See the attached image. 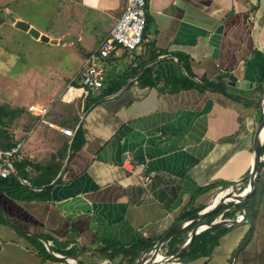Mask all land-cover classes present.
Masks as SVG:
<instances>
[{
    "label": "crops",
    "instance_id": "crops-1",
    "mask_svg": "<svg viewBox=\"0 0 264 264\" xmlns=\"http://www.w3.org/2000/svg\"><path fill=\"white\" fill-rule=\"evenodd\" d=\"M17 1L4 0V15L13 13ZM65 1L56 32L19 12L10 16L12 21L4 19L32 42L61 51L46 58L58 67L53 73L60 77L50 82L61 84L46 92L47 100H40L52 106L50 120L72 128L74 135L39 123L36 113L29 111L38 101L18 105L25 109L24 119L12 129L16 137L26 133L25 158L42 165L53 153L66 151L57 157L62 168L49 184L34 185L41 174L32 166L26 167L31 181L20 177L36 191L51 186L47 196L17 199L0 188V225L22 235L34 263L71 264L40 254L28 237L40 234L59 250L72 251L80 264H116L118 260L104 256L102 246L148 239L154 243L221 192L238 193L245 183L262 118L256 122L264 92V0H148L136 60H130L124 48L117 50L104 59L103 86L72 102L62 100V94L115 25L127 0ZM19 20L36 28L39 36L18 28ZM43 35L48 40H42ZM220 75H226L227 94L197 85ZM231 75L253 85H231ZM69 108H74V115ZM33 121L37 127L28 136L27 126ZM50 143L55 144L54 152L45 154ZM126 152L131 153L132 165H140L133 174L123 165ZM151 172L154 176L145 182L143 177ZM249 229L245 222L229 227L212 256L184 264H229ZM10 243L19 245L16 239ZM162 254L168 255L164 244Z\"/></svg>",
    "mask_w": 264,
    "mask_h": 264
},
{
    "label": "rangeland",
    "instance_id": "rangeland-1",
    "mask_svg": "<svg viewBox=\"0 0 264 264\" xmlns=\"http://www.w3.org/2000/svg\"><path fill=\"white\" fill-rule=\"evenodd\" d=\"M3 2L4 0H0V106H5L10 111H16L18 105L22 103L27 105L31 100L38 101L34 103L37 105H48L43 101L47 100L46 92L53 91L61 83L50 82L51 78L59 77L58 74L53 73V71L57 72L58 67L51 66L46 58L53 54L60 55L61 51L57 50L56 46H48L44 42H32L24 31H15L5 24L4 19L12 21L10 16L15 11L28 17L39 27L49 28L50 31L56 32L61 29L62 12L68 4L65 0H19L12 4L13 13H5L4 15ZM35 62L36 64H34ZM39 62L43 66H40ZM263 98H260V104ZM263 109L264 106L261 105L256 122L263 116ZM68 113L74 115V108H69ZM7 119L12 120L7 124L10 127L9 132L14 135L13 125L17 124V121L23 120V115L15 116V114L11 115L10 113ZM35 122L33 121L31 125L27 126L31 128L28 136L33 134L34 128L37 127ZM45 125L47 128H53L48 124ZM23 126L24 123L21 122V127L23 128ZM25 134L22 132L21 136H25ZM49 145L50 149L47 148V151H44L45 154L49 151L50 154L54 152L52 149L55 144L50 143ZM262 179L264 180V167L262 168ZM259 198L260 219L254 224V232L240 250L239 255L233 256L229 264H264V194ZM245 222L251 227L250 219L247 218ZM12 239L19 241V245L10 243ZM37 239L41 240L40 238ZM26 246L27 241L23 239L21 234L14 233L8 227L0 225V264H37L39 261L34 263V258L26 250ZM37 246L42 249L41 244ZM46 249L53 254L47 247Z\"/></svg>",
    "mask_w": 264,
    "mask_h": 264
},
{
    "label": "trees",
    "instance_id": "trees-1",
    "mask_svg": "<svg viewBox=\"0 0 264 264\" xmlns=\"http://www.w3.org/2000/svg\"><path fill=\"white\" fill-rule=\"evenodd\" d=\"M145 33V32H144ZM197 82H193L192 84H196ZM190 84V81H189ZM197 85L205 86L213 90H219L224 94L228 93L227 89V78L226 75H220L216 80H207L204 79V84ZM258 104H260L258 102ZM25 109L23 107H17L16 111L6 108L5 106H0V124H6L7 122H12V120H8V116L15 114L22 115V112ZM10 111V112H9ZM39 119V116H37ZM15 142L14 135L9 132L7 128H0V145L5 148L11 147ZM65 150L58 151V153H53L49 158L50 161L41 164H37L28 157L25 156L21 160L15 161V166L17 168L18 174L15 173V170L7 177H0V188L8 193L11 197L17 199H32V197H45L50 192L51 186H46L44 189L40 191H36L33 188L27 186L20 180L21 178L28 179L29 175L27 173L26 167L32 166L40 170L41 179L34 183V185H44L49 184L59 173L60 169L62 168L61 164L57 162V157H62L64 155ZM264 151V146H263ZM264 167V160L261 163L260 170L258 172L256 181H255V191L253 194L246 201V211H247V218L251 221V227L247 234L245 235L244 239L240 243L238 249H236L231 256L230 260L233 256H237L240 253V250L244 246V244L249 240L250 236L254 232V224L260 219V213L258 209V204L260 202V196L264 194V180L262 179V168ZM248 185V180L243 182V185L240 186L238 192H242L244 188ZM219 205V204H218ZM242 206L240 204L230 205L228 210L224 212V218H232L235 219L238 217L239 214L242 213ZM210 219H214V216H211ZM245 222V221H244ZM246 223V222H245ZM191 228L184 230L183 232L177 233L171 236L165 243L164 246L167 248L168 255L176 253L179 251L181 246L184 243V236H188V233ZM229 227L224 226H215V227H208L201 233L197 234L191 247L189 250L179 258L173 260L172 262L175 264H184L187 261L198 259L202 256H212L216 246L219 244L220 238L228 231ZM30 241L36 246L38 252L45 257H49L52 259H57L56 256L49 253L46 249V245L39 239L28 236ZM154 239H148L147 241H138L130 244H114L112 242L107 243L106 245L102 246L100 249L103 250L104 256L107 257L110 261L118 260L116 264H129L132 262L143 250V248L151 244ZM41 244L42 249L37 245ZM108 249V250H107ZM55 252L62 253L68 256H74L75 254L72 251L63 252L59 250L58 247H54ZM166 255V254H165ZM61 257V256H60ZM63 258V257H62Z\"/></svg>",
    "mask_w": 264,
    "mask_h": 264
},
{
    "label": "built area",
    "instance_id": "built-area-1",
    "mask_svg": "<svg viewBox=\"0 0 264 264\" xmlns=\"http://www.w3.org/2000/svg\"><path fill=\"white\" fill-rule=\"evenodd\" d=\"M147 6L148 0H127V5L115 25L109 30L100 46L93 51L85 60L83 67L73 78V81L65 92L62 94V100L72 102L76 98L86 99L91 93L100 89L104 84V74L106 72V64L104 59L109 58L117 50L124 48L130 60H136V49L143 43L144 32L147 24ZM254 19V16L251 15ZM69 96V97H68ZM29 111L39 116L38 122L48 124L50 127L58 128L66 135L73 136L74 130L66 126H59L50 120L52 106L36 105L29 106ZM0 128L10 127L7 124H0ZM30 130H28L29 132ZM14 144L5 148L0 145V177L9 176L15 169V161L24 157L23 136L16 137L14 133ZM131 153L126 152L123 165L132 171L140 165H132ZM154 173H149L143 177L145 182L152 179ZM238 185V183H236ZM240 193V192H238ZM214 199L211 203H213ZM228 210V208H226ZM224 214V213H223ZM223 214L219 219H222ZM242 217V213L238 218ZM224 218V217H223Z\"/></svg>",
    "mask_w": 264,
    "mask_h": 264
},
{
    "label": "water",
    "instance_id": "water-1",
    "mask_svg": "<svg viewBox=\"0 0 264 264\" xmlns=\"http://www.w3.org/2000/svg\"><path fill=\"white\" fill-rule=\"evenodd\" d=\"M16 26L20 29L28 30L35 37L39 36L38 30L34 27H31L30 24L26 21L19 20L16 22ZM42 40H48V37L43 35ZM229 83L231 85H235L241 88H250L253 85V83L247 80L238 81V79L234 75L230 76ZM263 89H264V82H263ZM263 97H264V92H263ZM262 105L264 106V98ZM263 146H264V109H263V116L255 129L254 140H253V150H254L253 163H252L251 171L246 178V180H248V186L244 189L242 193H240L241 196L232 199L228 202L219 204L215 207L211 205L212 203H210L209 206L179 221L175 226H173L169 231H167L159 240L149 244L146 248H144L142 252L129 264H167L179 258L180 256L184 255L191 247V244L193 243L196 235L200 233L203 229H206L208 227H215V226L231 227L246 221L247 220V211L245 207L246 201L250 197V195L253 194L255 191V181L264 157ZM62 175H63V171L60 173V175H58V177L53 181V183H56ZM22 182H24L29 186L31 185L28 181L24 179L22 180ZM234 186L237 187L236 183L233 185V187ZM235 204H240L242 206L241 218L237 217L235 219L232 218L219 219L218 217H215L214 219H210L211 216L220 214L228 206ZM192 223H194V226L191 229L188 238L181 246L180 250L171 255H163V254L160 255V250L163 244L171 236L179 233L183 228L187 227ZM35 236L40 238L42 241H44L46 247L57 258L67 260L71 264H80L78 259L74 256L64 255L63 258L60 257L59 255L61 254L55 252L52 242L48 238L40 234H35Z\"/></svg>",
    "mask_w": 264,
    "mask_h": 264
},
{
    "label": "bare ground",
    "instance_id": "bare-ground-1",
    "mask_svg": "<svg viewBox=\"0 0 264 264\" xmlns=\"http://www.w3.org/2000/svg\"><path fill=\"white\" fill-rule=\"evenodd\" d=\"M69 97V96H68ZM244 191V190H243ZM242 191V192H243ZM242 192H240V193H242ZM240 193H235V192H233L231 189L230 190H228V191H226V192H221L219 195H217L215 198H214V201H213V203L211 204L212 206H215V205H218V204H222V203H224V202H228V201H230V200H232V199H235V198H237V197H239V196H241L240 195ZM59 256H64V255H59ZM146 261V260H145ZM144 261V262H145Z\"/></svg>",
    "mask_w": 264,
    "mask_h": 264
}]
</instances>
